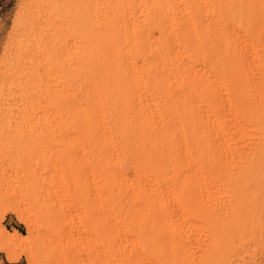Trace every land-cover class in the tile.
Returning a JSON list of instances; mask_svg holds the SVG:
<instances>
[{"label":"bare ground","instance_id":"1","mask_svg":"<svg viewBox=\"0 0 264 264\" xmlns=\"http://www.w3.org/2000/svg\"><path fill=\"white\" fill-rule=\"evenodd\" d=\"M23 3L0 60L7 264H264V0Z\"/></svg>","mask_w":264,"mask_h":264},{"label":"rangeland","instance_id":"2","mask_svg":"<svg viewBox=\"0 0 264 264\" xmlns=\"http://www.w3.org/2000/svg\"><path fill=\"white\" fill-rule=\"evenodd\" d=\"M24 0H0V60L3 56L5 46L9 41V37L12 34V30L15 28L20 13L24 6ZM3 225L8 230L16 229L21 234H24L25 230L12 215L8 214ZM0 264H7L2 254H0ZM18 264H26L24 259L20 260Z\"/></svg>","mask_w":264,"mask_h":264}]
</instances>
